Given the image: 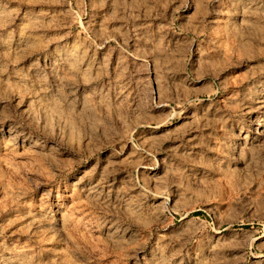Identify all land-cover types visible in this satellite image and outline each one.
<instances>
[{"label":"rangeland","instance_id":"374dc122","mask_svg":"<svg viewBox=\"0 0 264 264\" xmlns=\"http://www.w3.org/2000/svg\"><path fill=\"white\" fill-rule=\"evenodd\" d=\"M263 227L264 0H0V264H264Z\"/></svg>","mask_w":264,"mask_h":264},{"label":"bare ground","instance_id":"6f19581e","mask_svg":"<svg viewBox=\"0 0 264 264\" xmlns=\"http://www.w3.org/2000/svg\"><path fill=\"white\" fill-rule=\"evenodd\" d=\"M237 222V220H235V219H230L229 221H228V223H227V225L226 226H223L222 225V221H217V222H215L214 224H213V228H214V230H215V232L217 233V237H219V236H222V230L224 229V228H230V232H231V234L230 235H232V236H234V237H237V235H239V229H243V227H237V228H235V226H234V224ZM231 236V237H232ZM264 236V227H263V231H262V233L261 234H259L256 238H261V237H263ZM252 239H251V241H250V243H249V246L251 247V245H252ZM244 244V243H243ZM248 244V243H247ZM248 246V247H249Z\"/></svg>","mask_w":264,"mask_h":264}]
</instances>
